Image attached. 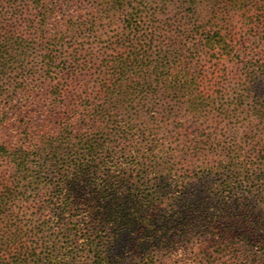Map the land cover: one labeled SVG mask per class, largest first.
I'll return each mask as SVG.
<instances>
[{"label": "trees", "instance_id": "trees-1", "mask_svg": "<svg viewBox=\"0 0 264 264\" xmlns=\"http://www.w3.org/2000/svg\"><path fill=\"white\" fill-rule=\"evenodd\" d=\"M262 46L264 0H0V264H264Z\"/></svg>", "mask_w": 264, "mask_h": 264}, {"label": "rangeland", "instance_id": "rangeland-1", "mask_svg": "<svg viewBox=\"0 0 264 264\" xmlns=\"http://www.w3.org/2000/svg\"><path fill=\"white\" fill-rule=\"evenodd\" d=\"M246 46L254 48L256 46V44H254L253 46H251V44L249 43L246 44ZM260 49L264 50V47L262 46ZM249 67H253V69H256L255 72V77H256V81L254 83V85L252 86V95L254 97V95L257 97L255 101L262 100V98H264V57H262L261 55H253L250 54L248 57L242 56L241 57ZM238 72V71H237ZM252 103L251 99L246 101V105L250 106V104ZM244 133L245 131H242L241 134H239V139H244ZM215 145H219V139L224 142L229 140V133H226L224 135H221L220 137H215ZM223 148V146H222ZM225 148H223L224 151ZM199 179H195L191 181V184L193 185L192 187V192L193 193H197V195H199L200 193L204 192L205 190H207V187L212 188H216L217 185L220 184L221 179H222V174H220V172H216L212 175H208L207 173L201 174L199 175ZM245 178V177H244ZM256 178V175L252 176L250 178V181H254V179ZM257 182V181H254ZM27 199H28V204L26 205L27 208L29 209V213L31 214L32 209L34 207H36L35 205H45L47 204V198H43L41 200H36L33 195L31 193L27 194ZM263 200V201H260ZM249 207H250V211L251 212H255L258 213L259 215L264 216V198L256 200V199H250L249 202ZM127 237V238H126ZM121 239L117 242V244L115 245V249H114V253H120L121 255H126L128 256V258L130 259V264H137L138 263V257H137V253L139 252L137 250V248H135V245L137 244L136 242H133L131 240H129V236L123 234L121 237ZM250 251L249 252V256L250 257H254V255H256V250L255 248L249 247V248H245L244 250ZM134 252V256L136 257V259H132L133 255H131V253ZM76 254H73L71 257L72 259H75ZM81 255L80 253L77 254V258L79 259ZM257 257H261V254H258ZM138 259V260H137ZM262 259V258H261ZM264 260V259H263ZM44 262V260H43ZM242 264L244 262V257H242L239 261ZM264 261H260V263H263ZM71 263V261H70Z\"/></svg>", "mask_w": 264, "mask_h": 264}]
</instances>
